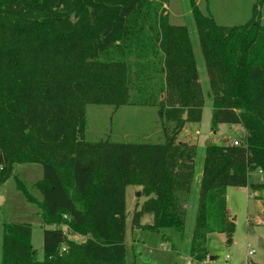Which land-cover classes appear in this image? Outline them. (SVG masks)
Segmentation results:
<instances>
[{
    "label": "trees",
    "instance_id": "16d2710c",
    "mask_svg": "<svg viewBox=\"0 0 264 264\" xmlns=\"http://www.w3.org/2000/svg\"><path fill=\"white\" fill-rule=\"evenodd\" d=\"M169 1L0 0V184L16 164L40 163L41 198L16 180L44 227L40 260L33 225L4 222L0 264H126L129 185L147 197L137 204L134 227L172 228L185 237L201 158L199 145L179 135L202 121L206 97L189 29L171 23ZM193 14L212 129H245L237 145L205 148L188 251L203 263L212 234L234 239L227 188L264 190V23L256 7L235 26L197 6ZM90 105L157 108L159 140L88 137ZM146 214L153 221L143 224Z\"/></svg>",
    "mask_w": 264,
    "mask_h": 264
},
{
    "label": "rangeland",
    "instance_id": "374dc122",
    "mask_svg": "<svg viewBox=\"0 0 264 264\" xmlns=\"http://www.w3.org/2000/svg\"><path fill=\"white\" fill-rule=\"evenodd\" d=\"M194 6L205 13L210 10L218 24L228 26L246 23L252 17L256 7L258 16L264 23V2L260 0L169 1L167 8L171 23L176 26H186L189 29L200 81L206 97L201 123L189 125L193 138L188 139V143L193 139H199L201 161L197 167V178L193 183L184 238L172 228L150 232L134 227L133 219L137 204L139 203L140 206L147 197L141 195V186L129 185L127 187L126 264H248L249 262L264 264V190H256L252 187L230 186L227 188L229 213L232 215V220L235 219L236 224L233 242L228 243L225 234L215 233L210 237L209 246L216 259L208 258L203 263H198L188 254L197 214L200 171L205 148L209 144H230L234 140H241L245 135V129L241 125L224 124L212 129L211 89L194 19ZM158 119L157 108L151 106L125 105L115 109L110 105H90L87 135L95 140L110 136L123 141L152 140L157 142L161 135V131L158 130ZM181 132V136L189 138L186 131ZM181 136L179 135V140L184 139ZM16 177L26 183L33 195L41 198V193L35 184L43 177V167L40 163L16 164L13 175L0 184V262L3 258V224L6 221L29 222L33 225L32 242L37 250L38 259L42 260L44 258V227L38 215L39 208L36 202L28 201L23 192L19 190ZM251 179L259 181L258 172L253 173ZM252 193L255 195H251ZM152 220L153 216L146 214L141 222L146 224ZM74 236L78 240L83 239L79 235ZM249 249L254 250V254H249ZM228 255L230 259L227 258Z\"/></svg>",
    "mask_w": 264,
    "mask_h": 264
},
{
    "label": "crops",
    "instance_id": "0c3cea01",
    "mask_svg": "<svg viewBox=\"0 0 264 264\" xmlns=\"http://www.w3.org/2000/svg\"><path fill=\"white\" fill-rule=\"evenodd\" d=\"M203 114H204V112H203ZM202 119H203V118H202ZM191 123H193V122L187 123L186 126H185L184 129H183L184 131L187 132L186 135H187L189 138H184V136H181V134H182V132H181V133H180V136L184 138V139H180L181 141L188 142V139H190V138L192 139V138H193L192 135H191V133H190V128H189V125H190ZM200 123H201V122H200ZM220 125H224V124H220ZM220 125H219V126H220ZM226 125H227V124H226ZM235 125H236V124H235ZM237 125H239V124H237ZM187 126H188V128H187ZM158 128H159V127H158ZM158 130L160 131V129H158ZM183 130H182V131H183ZM186 135H185V136H186ZM189 143H192V144H198V145H199V139H198V138L195 139V140L193 139V141H191V142H189ZM256 192H257V191H256ZM256 192H254V193L256 194ZM255 194L252 193L251 195L254 196ZM227 204H228V200H227ZM228 209H229V205H228ZM229 210H230V209H229ZM230 216H231V218H232V215H231V214H230ZM152 221H153V220H152ZM150 223H151V222H150ZM215 259H216V258H215ZM212 260H214V259H212Z\"/></svg>",
    "mask_w": 264,
    "mask_h": 264
},
{
    "label": "built area",
    "instance_id": "2783aa9c",
    "mask_svg": "<svg viewBox=\"0 0 264 264\" xmlns=\"http://www.w3.org/2000/svg\"><path fill=\"white\" fill-rule=\"evenodd\" d=\"M232 143H234V144H238L239 142H238V140H234ZM0 168H2L1 166H0ZM62 250L63 251H65L66 250V246H64L63 248H62ZM254 250H251V249H249V254H254ZM228 259H230V256L228 255V257H227Z\"/></svg>",
    "mask_w": 264,
    "mask_h": 264
},
{
    "label": "water",
    "instance_id": "95a60500",
    "mask_svg": "<svg viewBox=\"0 0 264 264\" xmlns=\"http://www.w3.org/2000/svg\"><path fill=\"white\" fill-rule=\"evenodd\" d=\"M187 111L185 112V114H184V119H186L187 118ZM233 221H235V219H233ZM216 257L215 256H213V255H211L210 257H209V259H215Z\"/></svg>",
    "mask_w": 264,
    "mask_h": 264
}]
</instances>
